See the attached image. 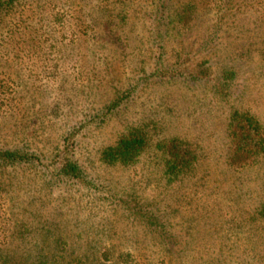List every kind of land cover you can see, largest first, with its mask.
Masks as SVG:
<instances>
[{
	"label": "rangeland",
	"instance_id": "1",
	"mask_svg": "<svg viewBox=\"0 0 264 264\" xmlns=\"http://www.w3.org/2000/svg\"><path fill=\"white\" fill-rule=\"evenodd\" d=\"M210 1L16 0L3 11L0 146L34 156L0 175V264L40 252L97 264L84 255L121 251L137 264H264V154L229 157L235 111L264 124V0ZM135 127L147 137L138 157L103 161ZM173 139L196 158L174 175ZM68 159L79 175L63 172Z\"/></svg>",
	"mask_w": 264,
	"mask_h": 264
},
{
	"label": "trees",
	"instance_id": "2",
	"mask_svg": "<svg viewBox=\"0 0 264 264\" xmlns=\"http://www.w3.org/2000/svg\"><path fill=\"white\" fill-rule=\"evenodd\" d=\"M16 0H0V21L3 20V11L11 10L15 5ZM84 1V0H82ZM215 0H211L210 3H214ZM249 0H217V10H235L240 9V5L248 3ZM250 3V2H249ZM264 5V2H263ZM171 7L170 3L163 1L160 7ZM159 7V8H160ZM231 136L233 141V147L230 154V161L233 164L246 165L254 163L264 154V124L254 114L249 111H235L232 115L231 124ZM147 144L146 135L140 131L137 127L129 129L123 133L115 144L106 147L101 154L103 161L107 163H130L133 162L138 155L142 152ZM168 156L166 158V168L169 174H177L190 166L195 161V155L193 150L189 147L182 145V143L173 139L166 145ZM33 153L23 148H6L0 146V167L2 173L1 177L5 175L6 171L9 174H15L18 171L25 170L26 165L32 162ZM62 170L65 174L75 176L80 174L79 165L68 159L62 166ZM19 178L18 175L11 177ZM14 181L10 182L13 183ZM0 178V182H2ZM44 237V236H43ZM21 240L20 237H16ZM44 239V238H43ZM48 240V239H47ZM86 259L90 258L97 264H137L136 257L130 252H116V254H95L87 253L84 255ZM45 253H39L35 256L31 264H48Z\"/></svg>",
	"mask_w": 264,
	"mask_h": 264
}]
</instances>
